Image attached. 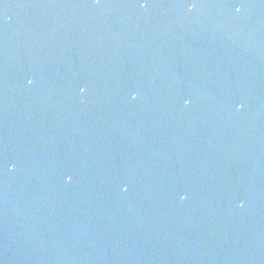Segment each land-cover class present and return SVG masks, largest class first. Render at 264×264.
Instances as JSON below:
<instances>
[{
	"label": "water",
	"instance_id": "water-1",
	"mask_svg": "<svg viewBox=\"0 0 264 264\" xmlns=\"http://www.w3.org/2000/svg\"><path fill=\"white\" fill-rule=\"evenodd\" d=\"M195 3L0 0V264H264V0Z\"/></svg>",
	"mask_w": 264,
	"mask_h": 264
},
{
	"label": "snow or ice",
	"instance_id": "snow-or-ice-1",
	"mask_svg": "<svg viewBox=\"0 0 264 264\" xmlns=\"http://www.w3.org/2000/svg\"><path fill=\"white\" fill-rule=\"evenodd\" d=\"M238 2H239V0H238ZM91 3L93 4V5H96V6H99L100 5V3H101V0H91ZM135 3H136V5L139 7V8H141V9H143V8H145V7H147V6H149V4H150V0H135ZM183 4H184V6L189 10V11H191L192 9H194L197 5H196V3H195V0H183ZM233 7H235V11L237 12V13H239L240 11H241V8L243 7V4H240V6H236L235 4L233 5ZM27 83L30 85V84H32L33 83V81L31 80V79H29L28 81H27ZM79 91L81 92V93H84L85 91H86V88L85 87H83V86H81L80 88H79ZM131 99H136V96H131ZM183 103L185 104V105H188L189 103H190V101L188 100V99H185L184 101H183ZM239 106V107H238ZM242 107V105H240V104H237V109H239V108H241ZM122 190H126V188L125 189H122ZM184 199H186V197L184 196V195H181L180 196V200H184ZM239 206H243V204L241 203Z\"/></svg>",
	"mask_w": 264,
	"mask_h": 264
},
{
	"label": "clouds",
	"instance_id": "clouds-1",
	"mask_svg": "<svg viewBox=\"0 0 264 264\" xmlns=\"http://www.w3.org/2000/svg\"><path fill=\"white\" fill-rule=\"evenodd\" d=\"M239 107V106H238Z\"/></svg>",
	"mask_w": 264,
	"mask_h": 264
}]
</instances>
